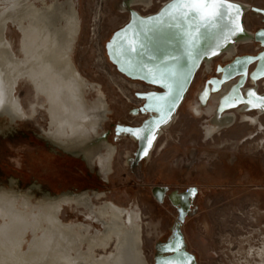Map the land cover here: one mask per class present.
Instances as JSON below:
<instances>
[{"label":"rangeland","instance_id":"obj_1","mask_svg":"<svg viewBox=\"0 0 264 264\" xmlns=\"http://www.w3.org/2000/svg\"><path fill=\"white\" fill-rule=\"evenodd\" d=\"M74 1L80 31L72 59L82 76L100 86L106 96L110 118L104 130L110 144L117 147L112 173L106 180L82 157L66 153L44 139L37 124L47 128L48 121L45 112L40 111L37 120H20L10 128L0 119V187L9 188L13 184L15 190L30 192L35 197L96 191L104 195L94 200L95 204L138 206L144 222L158 226L152 235L144 226L143 250L149 264H154L158 244L171 235L178 221L170 195L196 188L192 209L181 225L186 246L195 255V264H239L245 259L257 264L259 257H249L248 253L251 248L260 247L251 246L245 253L243 250L247 238L258 246L255 240L264 235V129H259L261 125L264 128V116L255 127L238 118L234 126L206 140L201 126L206 125L209 114L196 118L195 108L201 102L204 108L210 104L215 107V102L208 98L201 101L205 92L201 86L208 84L218 65L225 64L217 57L210 74L205 75L203 68L197 72L178 111V123L160 140L151 159H137L134 156L137 142L126 134H117L116 127L142 122L143 118L133 117L131 112L141 103L136 95L142 91L138 85L143 84L120 73L106 50L114 32L129 20L128 13L121 11L125 0ZM159 1L163 4L169 0H156L149 11H143L142 7L134 10L142 15L156 12L162 6ZM231 1L264 8V0ZM243 23L248 31L264 28L262 19L250 13ZM6 36L17 51L20 32L15 25L9 23ZM238 50L239 55H254L258 51L255 44H241ZM16 94L23 106L29 107L33 99L31 86L20 82ZM94 96L96 92H91L87 98ZM155 187L167 188L161 201L153 193ZM88 214L83 208L64 207L60 217L68 223L83 220ZM95 227L101 228L96 223ZM113 249L111 244L105 252L98 253Z\"/></svg>","mask_w":264,"mask_h":264},{"label":"bare ground","instance_id":"obj_2","mask_svg":"<svg viewBox=\"0 0 264 264\" xmlns=\"http://www.w3.org/2000/svg\"><path fill=\"white\" fill-rule=\"evenodd\" d=\"M153 1L128 0V5L123 3L121 11L129 10L131 16L114 32L109 43L113 42L116 33L132 24L133 14L140 19L158 16L172 3V0L166 1L156 13L149 16H141L134 11L135 7L150 8ZM225 2L239 6V23L244 31L233 37L218 55L203 57L196 66H189L191 74L185 90L168 122L157 130L146 160L151 159L152 153L159 148L160 140L169 134V122L187 96L201 64L204 62L206 74L210 71V62L214 58L224 56L225 59H230L239 45L252 40V34L243 24V16L251 5L231 0ZM255 11L264 14V10ZM9 23L15 25L20 32L17 51L13 48L12 40L6 36ZM79 31L80 20L74 0H0V119L10 128L20 120L33 121L40 111H44L48 127L37 124L44 139L66 153L82 157L91 169H98L99 174L107 180L112 173V160L117 153V147L110 144L104 130V125L110 118V109L102 88L85 79L73 62L72 53ZM174 32V29H163L152 38L150 52L155 56L154 60H148L147 57L137 59L154 67L168 54H174L180 57L177 69L187 73L189 68L183 63L190 62L183 56L179 38L174 36ZM170 40L172 43H169ZM204 46L202 42L201 47ZM113 57L125 69L122 71L129 74L126 65L115 55ZM116 68L121 73L117 65ZM126 73L122 74L136 81L145 82L139 77H147L146 71H134L129 74L131 77ZM218 76H221L220 71ZM246 76H238L236 83L233 79L221 83L218 91H213L211 83L206 84V98L214 101L215 107L212 108L210 104L204 108L201 102L195 108L196 118L209 114L206 125L203 126L206 140L234 126L233 123L238 118L254 127L259 123L258 116L254 117L246 112L255 108L244 102L235 103L231 107L225 106L220 111L224 98L233 95L234 90L243 100L248 99L247 93L246 96L244 94ZM20 82H26L32 88L33 99L27 108L16 94ZM145 83L161 90L154 94L162 95L167 91L158 84ZM91 92H96V96L88 99L87 95ZM145 96H140L145 101L143 108L149 102ZM230 109L236 111H227ZM258 109L259 115L264 112ZM143 113L151 115L145 121L158 116L154 112ZM131 115L139 117L140 114L137 110H132ZM259 129L263 130V125ZM130 138L137 141L132 135ZM144 146L140 141V149ZM103 195L94 191L35 197L30 192L15 190L13 184L9 188L0 187V264H149L143 250L144 226L150 235L157 232L158 226L151 221L145 223L138 206L126 208L113 202L95 204L94 200L101 199ZM64 207L83 208L89 214L83 216V220L66 223L60 217ZM95 223L101 228H96ZM111 244L114 246L111 252L98 253L105 252ZM253 255L260 259L257 264H264V244L257 250L251 248L248 256ZM239 264L254 263L245 259Z\"/></svg>","mask_w":264,"mask_h":264},{"label":"snow or ice","instance_id":"obj_3","mask_svg":"<svg viewBox=\"0 0 264 264\" xmlns=\"http://www.w3.org/2000/svg\"><path fill=\"white\" fill-rule=\"evenodd\" d=\"M133 15L132 24L116 33L110 44L111 54L126 65L129 74L134 71H146L147 77L145 78H150L152 83L160 85L167 91L162 95L152 93L144 97L149 102L141 111L157 113V117L145 121L140 128H119L118 134L120 132L130 134L141 141L145 145L141 148L142 154L147 156L148 149L156 139L157 130L162 124L168 122L191 74V68L187 73L177 69L176 65L180 57L174 54H168L154 67L138 60V57H147L148 60L155 59L150 52L152 38L163 29H174V36L179 38L183 56L194 67L199 59L218 55L232 41V38L242 33L244 29L239 23V6L226 3L225 0H172V3L168 4L158 16L140 19L136 14ZM258 35L264 43V32ZM202 42L205 44L204 47H201ZM169 43L172 41L170 40ZM254 59L264 61V55L237 60L235 64L229 66V76L237 71H245L244 68L238 66L246 65ZM218 70L225 71L224 69ZM261 75H264V63L260 65L256 73H253V79ZM207 94V91L202 94V101L205 100ZM247 97L246 101L243 100L234 90L233 95L224 98L220 111H223L225 106L231 107L240 102L246 103L251 108L264 110V97L257 96L255 91H249ZM194 193L195 190H192L189 194ZM181 249L182 242L179 240L168 245L164 250L174 252L176 255L163 261V264H190L191 258L186 256Z\"/></svg>","mask_w":264,"mask_h":264},{"label":"flooded vegetation","instance_id":"obj_4","mask_svg":"<svg viewBox=\"0 0 264 264\" xmlns=\"http://www.w3.org/2000/svg\"><path fill=\"white\" fill-rule=\"evenodd\" d=\"M128 0H125V2H126V4L128 5V2H127ZM155 1L156 0H154L153 1V4H152V6L150 7V8H146V10L147 11H149V10H152L153 9V7L155 6ZM124 2V3H125ZM159 3L160 4H162L161 3V1H159ZM163 5V4H162ZM162 7V6H161ZM160 7V8H161ZM159 8V9H160ZM262 8V9H261ZM158 9V10H159ZM255 9H259V10H264V8L263 7H256V6H251V8H249L248 9V11L246 12V14L247 13H250L252 16H255V17H257V18H259V19H262V21L264 22V14H262V13H258V12H256L255 11ZM131 10V9H130ZM143 10H145L144 8H143ZM157 10V11H158ZM135 12H137V13H139L141 16H149V15H152V14H154V13H156V12H153V13H148V14H146V15H142L140 12H138V11H136V10H134ZM254 11V12H253ZM252 12V13H251ZM127 13H128V15H129V18H130V16H131V11H129V10H127ZM245 14V15H246ZM259 14V15H258ZM245 15L243 16V19H244V17H245ZM244 24V23H243ZM244 26H245V24H244ZM246 27V26H245ZM251 34H252V40L250 41V42H248V43H246V44H255V46H256V48H257V54H254L256 57H260L261 55H258V53L259 52H261L262 51V48H260V45L259 44H257L255 41H254V36H255V32L254 31H249ZM253 55V54H252ZM263 55H264V53H263ZM236 56H242V55H239V50H238V47H237V50H236V53L230 58V59H233V58H235ZM218 57H221L222 59H221V61H223V62H227L228 60H230V59H225L224 58V56H218ZM217 58V57H216ZM216 58H214L211 62H210V66H211V68H210V71H208L206 74H205V68H203L204 66H205V64H204V62L201 64V66H200V68L198 69V71L201 69V68H203L204 69V74L205 75H208V74H210L211 72H212V70H213V64H214V62H215V59ZM262 63H264V61H261V60H257L255 63H253L251 66H250V69H249V72H248V74H247V76H246V79H245V84H244V87L246 88L245 89V92H244V94H245V96H246V93H248L249 91H255V93H256V95L257 96H259V97H264V89H262V88H264V75H261V76H259L257 79H253V73H256L257 72V69L260 67V65L262 64ZM221 66H223V65H221ZM197 71V72H198ZM197 74V73H196ZM196 76V75H195ZM216 76H218V71H217V67H216V69H215V75L213 76V77H216ZM237 79H238V77L237 78H234L232 81H235V83L237 82ZM194 80H195V78H194ZM133 81H136V80H133ZM136 82H140L141 84H143V85H138V87L139 88H141L142 89V91L139 93V92H137V95H136V98H138L139 100H141V103H139L138 104V107L136 108V109H134V110H137L138 112H139V118H143V120H142V122L141 123H139V124H137V125H132V126H121V125H118L117 127H116V131H117V134H118V129L119 128H125V127H131V128H139V127H141L142 126V124H143V122L147 119V118H149L151 115L150 114H148V113H143V111H141V109H143V106H144V103H145V101L140 97L141 95H147V94H151V93H155V92H160L161 90L160 89H158V88H156V87H154V86H152V85H149V84H146L145 82H142V81H136ZM194 82V81H193ZM205 84L204 85H202L201 87H202V91L204 90V88H205ZM210 87H211V85H210ZM155 90V91H154ZM147 91V92H146ZM186 98V97H185ZM198 101V103H200V99H198L197 100ZM184 102H185V99H184V101H183V103L181 104V106L184 104ZM180 106V107H181ZM180 107H179V109H180ZM179 109L177 110V112L175 113V115H176V118L174 119V117H175V115H174V117H173V119L169 122V123H171L170 124V126H169V129L170 128H172L173 127V125H175V124H177L178 123V121H179V114H178V111H179ZM227 111H236V109H230V110H227ZM227 111H225V112H227ZM259 109L258 108H255V109H252V110H250V111H246L247 113H249L250 115H253L254 117L255 116H258V121H260V118L262 117V116H264V115H262V114H264V112L262 113V114H260L259 115ZM217 113V112H216ZM146 114V115H145ZM258 114V115H257ZM238 116H239V113L237 114ZM204 116V114L203 115H201V117L200 118H202ZM205 116H206V114H205ZM174 120V121H173ZM237 120L238 119H236L235 120V122L233 123V124H235L236 122H237ZM173 121V122H172ZM258 124V123H257ZM256 126H258V125H256ZM202 128H203V126H201ZM119 134H126V133H123V132H120ZM126 135H128L129 137H130V134H126ZM161 137V136H160ZM132 139V138H131ZM134 140V139H133ZM134 141H136V140H134ZM137 142V145H138V148H137V151H136V153L134 154V156H136L137 157V159H142V160H146V158H147V156H144L143 154H142V151H140L141 149H140V141H136ZM150 149H148V151H149ZM166 192V191H165ZM197 192H198V190H197ZM192 205H193V202H192V204H191V207H190V209H189V211L187 212V215L189 214V212L191 211V209H192ZM177 225H178V221H177V223H176V225L174 226V228H173V230H172V233H171V235L170 236H168V238L165 240V241H163V242H160L159 244H158V247H160V246H162L163 244H165L166 242H168L172 237H173V231L175 230V228L177 227ZM260 239V240H259ZM259 239H256L255 240V242H257L258 243V246H256V245H253V243H252V239L251 238H247V241H244V245H247V247L243 250V252L245 253L246 252V250H248L251 246H255V247H261V245L263 244V240H264V235L261 237V238H259ZM254 242V241H253ZM187 250H188V248H187V246L185 247ZM156 251H157V253H156V255L155 256H160L161 255V253L159 252V250L158 249H156ZM189 251V250H188ZM190 252V251H189ZM233 264V263H232Z\"/></svg>","mask_w":264,"mask_h":264},{"label":"water","instance_id":"obj_5","mask_svg":"<svg viewBox=\"0 0 264 264\" xmlns=\"http://www.w3.org/2000/svg\"><path fill=\"white\" fill-rule=\"evenodd\" d=\"M144 11V10H143ZM264 32V28L259 29L258 31L255 32V36H254V41L260 45V48H262V51L258 53V55H263L264 53V43L261 42L262 38L258 35L259 33ZM116 35V34H115ZM114 35V37H115ZM113 37V38H114ZM111 43H108L106 45V49H107V54L109 56V59L111 62H113V64H115V66L117 65L118 69L121 71V73H126L122 71V68L119 66V64L116 62V60L114 59L112 53V49H110V45ZM248 57H253L255 58V55L252 54H245L242 56H237L233 59L228 60L227 62H225V64H223V66L218 65L217 66V71H219L218 69H224L225 71H220L221 72V76H216V77H212L209 82H213L211 83L213 86V91H218L220 89V84L223 82H227L230 81L238 76H246L249 72L250 66L255 63L258 59H254L250 62H248L246 65H242V66H238V67H242L245 69V71H237L235 73H231L229 76V66L233 65L236 63L237 60H244L245 58ZM184 65H186V68H189L190 63H183ZM196 73V71H195ZM128 77H131L128 73H126ZM226 76H229V78H225ZM141 80L145 81V82H149L152 83L150 80L144 78V77H139ZM195 190V193L190 195L189 193ZM165 191H167L166 187H155L153 189V193L154 195L161 201L165 195ZM197 193V189L196 188H189L186 191L179 193V192H173L170 195V200L172 202V204L177 208L178 211V225L175 228V230L173 231V237L166 242L165 244H163L162 246L158 247L157 249L159 250V252L161 253L160 256H155L154 257V264H163V261H165L166 259L169 258H173L175 257V253L171 252V251H165L164 249L170 245L171 243L176 242L177 240L182 242V252L191 258L190 260V264H195V255L191 252H189L185 247H186V243H185V239L181 230V225L184 223L185 218L187 216V212L189 211L191 204H192V200L194 198V196Z\"/></svg>","mask_w":264,"mask_h":264}]
</instances>
